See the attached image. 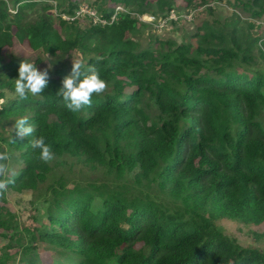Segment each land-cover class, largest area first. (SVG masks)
<instances>
[{"label":"trees","instance_id":"1","mask_svg":"<svg viewBox=\"0 0 264 264\" xmlns=\"http://www.w3.org/2000/svg\"><path fill=\"white\" fill-rule=\"evenodd\" d=\"M79 1L0 0V98L15 92L20 63L3 59L15 41L53 58L76 53L82 71L95 65L107 84L74 113L57 94L67 74L56 68L42 93L0 109L1 119L27 117L33 133L21 139L14 130L0 143L23 161L9 177L14 191L36 192L51 173L29 143L41 135L54 157L83 161L107 180L47 186L38 198L46 223L24 233L0 205V264H44L41 250L47 264H264V250L241 247L215 223L264 224V38L255 32L264 0ZM82 4L108 20L122 6L155 16L202 8L221 21L197 24V47H143L137 38L149 28L133 15L106 26L62 18Z\"/></svg>","mask_w":264,"mask_h":264},{"label":"rangeland","instance_id":"2","mask_svg":"<svg viewBox=\"0 0 264 264\" xmlns=\"http://www.w3.org/2000/svg\"><path fill=\"white\" fill-rule=\"evenodd\" d=\"M93 0H80L79 2L90 3ZM192 6L201 0H192ZM175 6H180L181 8L185 6L186 0H174ZM223 9L221 17H230L233 9L227 5H222L219 7ZM194 10V9H193ZM243 19H246L247 15L240 10H235ZM197 17L200 19H195L194 22H178L171 23L166 28L160 32H156L149 29H142L140 35L138 36V42L141 46H155L156 40H172L178 44H191L193 47H197L201 44L196 38L193 37L196 31L197 24L204 20H219L221 18L215 13L214 15H209L202 8L196 10ZM258 26L255 32L261 38H264V19L256 21ZM73 59H79L78 54L72 53L71 55L60 58V57H49L44 55L41 51H31L25 45H20L16 41L13 47L6 48L3 50L4 62L14 61L20 63L22 60L28 62H35L39 59V70H48V76L54 73L56 68H62L68 75L71 71V64ZM262 63H260L261 65ZM264 65V64H263ZM50 67V68H49ZM3 97L0 98V109L7 104L10 100L16 99L18 96L16 92L3 91ZM18 117L1 119L0 118V137L9 138L13 134L15 128L14 124ZM15 136L17 134L15 133ZM2 144V145H1ZM3 151L10 155L9 172L7 177H11L16 172L23 167V161L20 158V151L10 148L4 143H0ZM51 169V173L47 176L46 181L39 185L38 190L33 191H22L17 192L7 189L0 193V197L3 198L0 201V205L11 211L17 221L18 231L24 233V228L35 229L39 228L41 225L46 223L45 214L43 215V207L39 204V196L45 191L47 186L55 184L59 181L64 184L69 185L79 182L88 183L93 181L104 182L106 179L103 170L96 169L92 170L87 167L83 161L78 159H72L70 157H54L51 162L47 163ZM216 225L223 231V233L229 238L236 240L237 243L243 248H255L264 250V237H261L264 233V224L262 225H247L242 222L232 221L229 219L217 220ZM5 231L0 230V248L7 244ZM141 245H137L136 248H140ZM41 261L44 264L50 262V252L41 250L39 252Z\"/></svg>","mask_w":264,"mask_h":264},{"label":"clouds","instance_id":"3","mask_svg":"<svg viewBox=\"0 0 264 264\" xmlns=\"http://www.w3.org/2000/svg\"><path fill=\"white\" fill-rule=\"evenodd\" d=\"M83 68L84 64L81 60L72 58L71 71L62 78V86L57 91V94L62 96L65 107L74 113L81 111L85 106L91 107L93 94H101L107 88L95 65H89L85 71H82ZM47 85V69L38 70L35 63L26 60L20 62L18 78L15 79V92L21 99H27L29 94L39 95ZM14 128L21 139L30 136L34 131L27 117L16 120ZM29 143L38 151L39 160L48 163L54 159L52 147L46 143L43 135L32 139ZM9 161L10 155L7 152H0V193L5 191L9 184L14 183L13 179L7 177Z\"/></svg>","mask_w":264,"mask_h":264},{"label":"built area","instance_id":"4","mask_svg":"<svg viewBox=\"0 0 264 264\" xmlns=\"http://www.w3.org/2000/svg\"><path fill=\"white\" fill-rule=\"evenodd\" d=\"M12 13H14V11ZM120 13L129 14L131 16L133 15L135 18H137L139 23L148 26L150 30L160 32L171 23H178V22L191 23L193 21V18L195 17L196 10H187L186 12L184 11L181 14H178L174 10H170L165 16H155L151 14L138 15L129 12L128 9H125L122 6H117L115 7L113 14L111 15V18L108 20L105 18L104 19L100 18L98 16L97 11L89 7L87 4H82L79 6L74 17L71 18L63 15L62 18L67 21H71V20L73 21L76 18L86 17L87 19H89L92 25L106 26L115 22L117 20V16Z\"/></svg>","mask_w":264,"mask_h":264}]
</instances>
